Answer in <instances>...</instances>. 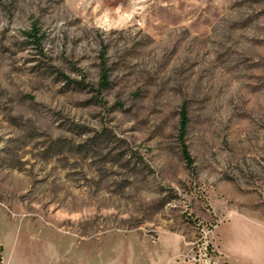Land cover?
<instances>
[{"label":"rangeland","instance_id":"374dc122","mask_svg":"<svg viewBox=\"0 0 264 264\" xmlns=\"http://www.w3.org/2000/svg\"><path fill=\"white\" fill-rule=\"evenodd\" d=\"M0 241L7 264H258L264 0H0Z\"/></svg>","mask_w":264,"mask_h":264},{"label":"trees","instance_id":"16d2710c","mask_svg":"<svg viewBox=\"0 0 264 264\" xmlns=\"http://www.w3.org/2000/svg\"><path fill=\"white\" fill-rule=\"evenodd\" d=\"M24 34L32 44H35L36 46L40 47L42 43L43 35L40 33V28L37 22H33L30 29L26 30ZM108 77L109 76L107 70L103 68L101 71V79H100V84L102 87H108L110 85V81ZM188 122H189L188 111L186 109V106L184 105L181 110V118H180V137L182 139L185 138V135L187 133ZM182 145H183L182 150L184 157L188 162V164L191 166L192 158L189 153L188 146L185 142H183ZM0 264H3V246L1 244H0Z\"/></svg>","mask_w":264,"mask_h":264},{"label":"crops","instance_id":"0c3cea01","mask_svg":"<svg viewBox=\"0 0 264 264\" xmlns=\"http://www.w3.org/2000/svg\"><path fill=\"white\" fill-rule=\"evenodd\" d=\"M18 234H17V232L15 233V238H14V241H13V248H12V250L9 252V255H10V257H13V255H14V253H15V247H16V245H17V240H18ZM0 243L3 245V248H4V250H3V262H4V264H7V262H6V249H5V246H4V244L0 241ZM226 257V256H225ZM226 259L228 260V258L226 257ZM28 262V261H27ZM228 262H229V260H228ZM15 264H21V261H20V259L19 258H17V261L15 262ZM22 264H25L24 263V259H22ZM28 264H29V262H28ZM229 264H232V263H230L229 262ZM258 264H264V257H262V259L260 260V262L258 263Z\"/></svg>","mask_w":264,"mask_h":264}]
</instances>
